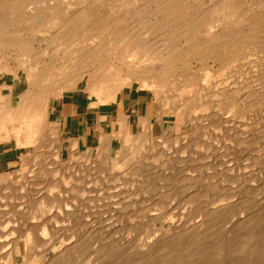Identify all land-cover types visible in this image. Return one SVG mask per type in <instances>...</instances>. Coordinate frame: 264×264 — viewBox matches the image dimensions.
I'll use <instances>...</instances> for the list:
<instances>
[{"label":"bare ground","instance_id":"1","mask_svg":"<svg viewBox=\"0 0 264 264\" xmlns=\"http://www.w3.org/2000/svg\"><path fill=\"white\" fill-rule=\"evenodd\" d=\"M59 1L56 0V3L54 2L55 4H52L53 0L51 4L49 2L42 1L45 7L38 8V6H36L34 8V4L30 0H0V74L6 75L12 73L17 75L21 74V72L25 73V86L16 96V98H14L13 95L14 87L12 85H0V139L14 138L17 143L21 145L23 143H21L23 139L28 142L25 143L26 146L28 144L35 151V146L36 144H38V142H36V138L41 135H44L45 137H48L49 135L52 136V133L54 131L52 130V128H50V111L52 108V103H56L59 98L66 95L77 94L78 96H82L84 93L89 92V97L92 98L91 105L96 107L115 102L118 99V96L125 89H134V87L136 86L139 89L143 88L154 92L159 99L162 94L165 93L166 96L169 97L168 101L166 99L162 100V110L159 112V114L157 113V116L155 115L151 117L137 118L138 131L135 134H131L130 131L126 128L124 122L120 121L122 130L120 136H116L112 131L107 134H101L100 144L97 147H93L92 149L87 148V151L90 150L88 153H95V155L101 154L103 156L102 159L106 158V160L104 161H102L101 159L100 160L102 161V163L107 162L112 171L113 169H116V167H125L126 165L131 164L135 169L138 170L137 171L134 169L135 173L139 172L138 174H140V176L143 175V177H145V175L147 174V178L151 179L153 174L152 176L150 175V178L148 176L149 174H151L150 167L148 168L149 170L145 168L146 166H149L145 165V163L147 164V161L151 159L150 157L153 156L154 158L155 156H157L158 161H161L159 158L163 157L159 156H164L163 154L166 150L162 152L160 148H163L162 146L165 143L171 142L172 144L175 142V140L178 141V139L183 141L181 139L182 136L180 137L181 134L178 135L176 132L177 125H174V123L168 119L167 115L185 113L186 122L193 123V128L202 130L201 128H206L208 125L206 124L207 126L205 127V124H200L199 121L201 120H199L198 118L199 113L197 114L196 112L201 110L205 111L203 102L206 101L205 103L207 105L208 100H214L215 106L218 105L216 107H218L222 113L226 112L225 114H247V112L249 111H253L252 113L256 111L258 112V114H262L261 111H264V69L261 70V67L259 66L260 63L258 64V66H256L261 71L257 69L255 65H253L255 66L254 70L256 68V71H258L256 72L253 71V67H250L251 69H246L245 66L248 63L245 61L247 63L245 65L243 64L245 69L242 67L244 72L239 73L241 67L237 70L236 67L234 68V64L232 61V63H229L227 61L225 62L226 64L224 62H222L223 64H221L217 61L218 63H220V66L222 65L220 67L221 72L217 71L213 73H220L217 74L218 76L216 77H224V80H222L223 82H221L218 79V82L220 83L217 85V87L222 86L223 88L217 90L216 94L215 92L214 94H212L213 92L211 90H213V87L210 86L211 82L209 83V80L207 82V79H210V76H207V78L206 76L202 75V73L209 72V70H206V67L208 66L206 65V67H203V69H205L201 70L204 71L201 74L198 73L199 70H195V66L197 64H201L203 62V65H205V62H208L210 59H212V53H210V55L207 52L206 45L208 43H212L213 40L217 38V35L213 33H217V30L221 27L220 23L233 19L235 16H237V11L240 8H243V10L239 12H244V7L247 6L249 1H251L249 3L250 5L264 6V0H195L198 2L194 3L192 1L194 4L190 2L191 0H144L143 4L141 6L139 5L138 7L136 6L137 4L132 3V1H126L124 4H121L120 2L119 4H113V2H108L109 0H76L75 2H77V6H73L75 8L71 11V6L67 8L68 3L66 4L67 7L60 6ZM206 1L209 2L207 3L209 4L208 6H205ZM63 2L62 4L65 5ZM75 2L73 3L75 4ZM41 5L43 4L41 3ZM103 7H105L106 10H102ZM251 25H253V23ZM249 33L251 32L249 31ZM38 34L42 36L40 37L41 39L38 38ZM255 35H257V37L251 36L245 39L243 38L241 41H236L233 45H239V49L241 51H245L246 49L248 50V48H253L250 52V55H253L254 57V55H258V51H261L259 48L264 47V30H262L259 36L256 33ZM203 38H209L207 43L202 40ZM106 40L107 42L105 43ZM260 53H262V51ZM260 53L259 55L260 57H263L264 63V51L262 54ZM246 54L247 53H244V55ZM244 55L243 61L245 58ZM255 61L256 59L252 60V62ZM252 64L249 63V65ZM158 65H162V69L164 71H166L167 68L172 70L178 69L182 74H179L180 78L172 77L173 75L171 74L168 75V77L164 80H158L157 82H149L143 79L141 80L140 77L133 78L131 76V72L137 71L144 73L145 67ZM249 65H247V67ZM210 66L212 65L209 64V67ZM218 66L216 67V70L217 68H219ZM216 70L214 69L213 71ZM212 75L211 77H213ZM242 75L244 76L243 79L245 78V76H249L250 79L247 81L245 78L244 80L246 82L240 81L242 79ZM216 79H213V81ZM82 83H85V86H80ZM7 88H9L8 90H10V92L8 94H5L4 91ZM172 93H176L178 99H175L176 94L175 96H173L174 94ZM186 106L187 108H185ZM214 107L212 106L210 108ZM256 112L254 114H257ZM189 113H191L190 116ZM195 113L197 114L198 119L196 118V116H194ZM246 114L245 116L247 117ZM191 115H193L194 117H192ZM220 116L221 115H219V117ZM225 118L223 117V119ZM155 120H158L159 123L161 121L164 124H160L163 129L162 132H165L163 134L164 136H166L164 137V140H166L167 142H163L164 144H162L160 141H157L162 140V136V138L160 139H157L154 136L155 134L153 133V126ZM235 120L233 119L234 123ZM227 122L230 123L231 121L229 122L228 120ZM258 122L259 120L257 121V123ZM219 123L217 122L216 124L219 126ZM257 123L254 121V125H256ZM260 126L263 127L261 129L262 131H264V124L260 122ZM220 127H223V124ZM199 130L195 131L197 132ZM192 131L194 132V130ZM250 132L248 134L249 137L247 136L245 138L248 142L244 140L246 144H254L256 143V139H258V133L254 135V133L252 132L254 135L252 136L250 135ZM58 133L60 135L61 131H59ZM22 134H24L23 137ZM192 134H194L192 138L194 139L195 137L196 139L195 133ZM53 136L51 138H53ZM56 137H54V139L56 138L57 148H54L57 149L55 153L56 158L58 159L62 154L64 144H62V141H60V136L57 135ZM221 137L222 136H220V139ZM189 138L190 137H188L187 140ZM115 139L118 140V147L116 157H113L111 149L113 146L112 143ZM199 139L197 140L198 143ZM234 139L233 141H235ZM41 140L42 139L40 138V141ZM190 141L191 140L186 141V143H189ZM193 142L194 141L190 143ZM182 143L181 146L183 145ZM186 143L184 144L185 146ZM184 145L183 147L185 148ZM191 145H189V147ZM208 146L207 148H209ZM262 146L264 148V145ZM67 149L69 150V159L66 161L64 160L60 163L58 162L59 160L54 163V160L56 159L52 160L53 158L51 159L52 155L50 154L47 157L49 158L50 156V159L53 163L48 164V162H45V164H42L40 168H35L36 162L34 161L35 163H33L32 161H29V159H27V161H29L27 163L29 164L26 171L27 173L24 176L29 175L30 177V175L34 174V178L37 177L40 179L42 178L43 181L45 180L43 189L39 188L40 191H38L37 189L36 193L29 194V197L24 198L23 195L16 196L17 193L15 194V192L19 190V192H21L22 194L23 188L24 190L27 189L25 191L31 189H34L35 191V187L41 183V180L39 181L40 183L38 185H35L32 183L33 180H30L34 179L33 176L30 179L29 177L20 178V176H17L18 178L14 180L12 177L3 178V175H1L2 177L0 176V185L4 184L3 186H5V188L0 189V264H19L16 253V244L18 243L21 244L22 250L24 252L28 250L30 252L29 256H31V260L25 258L22 264H264V197H259V195L264 194H260V191H264V183L253 180L254 177L264 172V157H262V159L257 157V159L259 158L258 162H254L259 165L258 166L255 164L257 168L260 169L250 172V175L248 174L249 177L242 180V184L240 182V186L237 185L236 182L238 177L235 178L236 180H234V178L230 179L228 177H220V184L222 182L229 184V189L227 188L229 192H225L227 194L224 195H218V204H216V202L211 203L212 207L206 210L205 215H203L205 216L204 218L196 221L195 224L190 221L193 225L189 226L188 224L189 228L187 227L188 229L186 230L184 229L183 231H180L178 230L179 228H176L179 233L175 234L177 235V237L175 238L171 237L168 238L170 240H160L158 239V236L154 240L152 239L153 241H151L150 247H146L147 253L143 255V253L146 252L145 249L144 252L142 251L143 253H140L142 254V256L138 254L139 257L137 256L138 258H136V260H131L130 258H134V256L130 257L128 253L132 248V246L130 245L132 243V239L130 240L131 237L129 236L130 238H128L127 234L128 231L130 233V230H132L130 228L132 223H130V226L128 225L130 228V230H128L129 228L127 227V225H125V222L127 224V221H130L132 219V216L127 217L128 215L126 216V214H124L125 216H123L122 210H124V208H127L128 205L131 206L132 204H135L136 207H138L137 205H139L140 203L142 205L147 199H150L151 197L147 196L148 198L145 200V195H152L153 192H157L158 194L160 191H162V184H172V188L175 187L174 190L177 189L178 191H180V193H187V195L191 199L198 197L201 193H198L196 195L198 191L192 192L195 189V184H197L198 182L196 179L197 177L194 178L193 174L190 173L192 172L191 170H178L176 167L183 162V164H187L190 161L188 159L193 158L195 160L196 157H192L190 153L189 155H187V157H183L184 155L182 156V152H180L183 148L180 149L179 147V150L176 148V152H173L174 155L173 153H171L172 155H169L170 157L168 159H164V161L167 160L166 164H169L167 167L168 169L165 168V170L167 169L168 172L166 173L165 171V174H163L162 170H159L160 166L159 168L156 167V171L158 173L159 171H161V174H163L164 176H158L156 174V178H153L154 180H150L152 183H148L145 188H143L144 186L141 187L143 188V190L141 191L142 193L139 191H135L137 192V194L141 193L138 195L140 196L138 198L142 200L138 199L139 202L136 201L135 203L130 201L132 200L130 196L124 198L122 197L120 198L121 200L119 199L116 203H114V209H111L109 207L110 204H108V206L106 205L107 202H105V204L103 205L109 207L108 211L111 209L113 212H115L113 214V217L115 218L114 226H116V224L117 226H119L118 223H121L119 228L116 226L115 229H112L111 231L109 230V233L107 232L108 234H106V236L103 232L105 228L101 230L102 232L100 231L95 234L98 229H94L96 226L93 225L95 223V217H93L94 213L92 212L94 211H92V215L89 214V217H91V222L89 223L88 221V224L83 228L80 226L82 228V231L83 229L85 231L87 227H90V229H92H89V231L87 230V232L91 231L92 236L90 238V235H87V232L79 234V231L75 230L76 228L74 226L77 222L80 221V218H78L79 215H77L79 213L73 211V208H75L76 210L78 205L80 204L78 202L79 198L77 199L75 197L81 196V194L83 195V190L88 191L89 189L95 188V181L90 180V182H87L83 180L84 183L87 182L86 186L79 187V184L78 188H80L81 190H79L78 188L76 189L78 185L76 184L78 182L77 178L79 177L80 179V176H83L84 173L83 171L80 172L79 168L81 169L86 165L78 164L75 166V168L74 166H72V164H69L71 163V161L74 162L79 159H82L81 162H85L83 161L84 152L82 153V150H79L77 148L76 140L72 141ZM190 149H187L188 152ZM177 150L179 151V153L177 152ZM245 150L243 151L245 152ZM74 151H76V153H73ZM244 152L241 153L244 154ZM31 154L33 156L29 155V157L33 159L34 154ZM177 154H179V156ZM87 155L88 154L86 153V156ZM248 155H250V153ZM89 156L90 158L88 160L91 162H88V166L93 170V166H95L96 164H94V159L92 158L93 155L90 154L88 155V157ZM245 157H247L246 152ZM46 158H44V160ZM51 160L49 162H51ZM100 160H98L99 163H101ZM154 160L155 158L152 161L154 162ZM96 162L97 161H95V163ZM148 162H150V160ZM24 163L25 162H23V164ZM162 163L163 162H161V164ZM249 164L250 166H252L251 163ZM68 165L71 166L72 169L71 167H68ZM73 167L77 171L73 170ZM129 167L132 168V166L130 165ZM236 167L237 166H235V168ZM152 169L151 172L153 171ZM155 169L153 172H155ZM60 172H62V175L60 174L62 177H60L58 180H55L54 176ZM68 172L76 174H71L72 176H74V178H76L75 176H77V180L74 179L75 181H77L75 182L76 185H73L76 186V191L74 190V193L72 192V190H69L70 186L66 187L68 184L66 185L65 181L69 180V177H71L69 176L68 179L66 178L67 180L64 179V175L68 174ZM132 172L134 171L132 170ZM132 172L130 171L129 174H131ZM245 175H247V173ZM58 176L59 175H57L56 178H58ZM122 176L120 178H122ZM37 178H35L34 180H36ZM199 181H201V179ZM201 187L204 188L203 186ZM125 188H123V190ZM220 189L225 190L223 188ZM146 190L148 191L146 192L147 194L143 195V191L145 192ZM216 190H218V188H216ZM239 191H241L242 196H240V193L238 194ZM124 193L127 194V192ZM10 194H14V196L9 197ZM164 194L166 193L164 192ZM72 195H74L75 197H73ZM107 196L110 195L108 194ZM172 196L173 195H170V198ZM202 196L203 195L201 194V197ZM235 196H237L238 199ZM233 198L236 199L234 200ZM15 200L16 202H14ZM101 200L105 201L102 198ZM187 200H185V202ZM12 201L17 204L18 202L20 203L18 205L16 204L17 206H14ZM102 201L101 203H103ZM150 201L151 200H148L151 205H154V201ZM92 202L95 203L94 197L91 199L90 203ZM161 202L159 200L158 203ZM84 204L89 205V207H86L91 210L89 200L87 204L86 202L82 203V206ZM103 205H99V207L102 208ZM158 206L160 208V205ZM206 207L208 208V206ZM92 208L94 207L92 206ZM158 213H160V210L158 211ZM154 215L159 216V214ZM164 216L166 215L164 214ZM162 217L153 216L151 218L152 221L148 220L150 218L146 220H148L149 223L152 222L155 224V222L160 221V219L162 220ZM133 218L135 219L134 216ZM170 218L168 217L169 220ZM189 218L190 217H188V219ZM173 220L175 221L174 218ZM148 221L146 222L147 225L144 223L146 227L149 225ZM187 221L188 220H186V223ZM220 224L224 225L225 227L227 225V228L225 229L227 233L225 231L221 232L222 229L220 227ZM96 225L98 227V224ZM152 225L153 224H151L150 227H152ZM133 227H135V225H133ZM181 227L182 226H180V228ZM135 228H138L136 229L138 231L139 229H142L140 225L136 226ZM136 230L132 231L135 232ZM145 230L146 229H144V231ZM93 231L95 232L93 233ZM138 231H136L137 234ZM139 232L141 233V231ZM160 232H162V229ZM118 235L120 237L117 240H115V238L113 239V237H117ZM88 237L90 238V241ZM92 237H94L95 240ZM108 238H112L113 240H108ZM135 239L136 238H134L133 240L135 241ZM143 239L145 238L143 237ZM131 253L130 255H132Z\"/></svg>","mask_w":264,"mask_h":264},{"label":"rangeland","instance_id":"2","mask_svg":"<svg viewBox=\"0 0 264 264\" xmlns=\"http://www.w3.org/2000/svg\"><path fill=\"white\" fill-rule=\"evenodd\" d=\"M31 2H33V4H34V8L36 7V6H38V8L39 7H45L44 6V1L45 2H49L50 4H51V2H52V0H50V1H47V0H30ZM57 1H59V0H57ZM70 3H69V2ZM64 0V2H63V0H60L59 2H60V6H65V7H67V8H69V6H71L72 8H70V11L71 10H74V8L77 6V2H75L76 0H72V1H70V0ZM78 1V0H77ZM128 2V1H132V3H134V4H137L136 6L138 7L139 5L141 6L142 4H143V2H144V0L142 1V0H109L108 2H113V4L114 3H116V4H119V2L121 3V4H124L125 2ZM135 1H136V3H135ZM147 1V0H146ZM194 3H197L198 1H195V0H191L190 2L192 3V4H194ZM56 3V0L54 1L53 0V2H52V4L53 3ZM62 2L65 4V5H63L62 4ZM73 2H75V4L73 3ZM140 2H142V3H140ZM251 1H249L248 2V4H247V6H245L244 7V9H245V11L244 12H239V11H241V10H243V8H240L238 11H237V16H235L233 19H231V20H228V21H225V22H221L220 23V25H221V27L217 30V33H213V34H216L217 35V38H219V39H215V40H213V42L212 43H208L207 45H206V50H207V52L210 54V53H212V59H210L208 62H205V65H203L204 63L202 62L201 64H197L196 66H195V70H199V72L198 73H202V72H204V71H201L202 69H203V67H206V65L208 66V67H206V70H209V72H205L206 73V75H205V73H202V75L203 76H210L209 78L210 79H207V82H208V80H209V83L211 82V84H210V86L211 87H213V90H211L213 93L212 94H214V92H215V94H216V91L217 90H220V88H223L222 86L221 87H217V85L220 83V82H218V79L221 81V82H223L222 80H224V77H220V78H217L216 76H218L217 74H220V73H213V72H217V71H219V72H221V70H220V67L222 66H220V63L221 64H223L222 62H229V63H232L233 62V64H234V68L236 67V69L238 70V68H240L241 67V70L239 71V73H243L244 71H243V69H242V67L245 69V67H246V69L247 68H250V67H253V71H256V68L257 69H259L257 66H258V64H259V66L261 67V70H263L264 69V63H263V57H262V59H261V57H260V55H259V53L262 51V53H263V51H264V49H262V48H264V47H260L259 49L261 50L260 52L258 51V55H254V57H253V55H250V52L252 51V49L253 48H248V50L246 49L245 51L244 50H240L239 49V45H233L236 41H241L243 38L245 39V38H247V37H257V35H255V33L256 34H258V36H259V34L262 32V30H264V6H253V5H250L249 3H250ZM41 3L43 4V5H41ZM49 3H47V4H49ZM54 3V4H55ZM68 3V5L66 6V4ZM110 3V4H111ZM139 3V4H138ZM147 3V2H146ZM145 3V4H146ZM207 3H209L208 1H206V3H205V6H208L209 4H207ZM71 4V5H70ZM147 5V4H146ZM33 6V5H32ZM31 6V7H32ZM50 6V5H49ZM73 6H75V7H73ZM102 10H106V8L105 7H103L102 8ZM253 11V12H252ZM239 18H241V19H239ZM250 18V19H249ZM253 23V25H251ZM249 25V26H248ZM247 27V28H246ZM262 30H261V29ZM221 29V30H220ZM223 30V31H222ZM249 31L251 32V33H254V34H251V33H249ZM226 32H228V33H226ZM233 32H234V34H233ZM240 32V33H239ZM26 33V32H25ZM238 33V34H237ZM244 33H245V35H244ZM230 34V35H229ZM239 34H240V36H239ZM243 35V36H242ZM40 37H42L41 35H39L38 34V38L39 39H41ZM232 39V40H231ZM204 42H206L207 43V41L209 40V38H203L202 39ZM107 42V40L105 41V43ZM227 42V43H226ZM247 47H249V46H247ZM213 49V50H212ZM251 49V50H250ZM210 50V51H209ZM249 52V53H248ZM244 53H247L246 55H244ZM262 53H260V54H262ZM264 54V53H263ZM214 55V56H213ZM216 55V56H215ZM238 55V56H237ZM240 55H242V56H240ZM243 55H244V61H243ZM247 56H249V57H247ZM236 57H237V59H236ZM240 57V58H239ZM247 57V58H246ZM253 57V58H252ZM256 57V58H255ZM260 57V58H259ZM236 60H235V59ZM242 58V59H241ZM259 58V59H258ZM255 60L256 59V61L255 62H252V60ZM260 60V61H258V60ZM213 60V61H212ZM214 60H216V61H214ZM224 60H226V61H224ZM242 60V61H241ZM212 61V62H211ZM220 62V63H218V62ZM232 61V62H231ZM248 63H246V62ZM215 62V63H214ZM239 64H238V63ZM257 62V63H256ZM218 63V64H217ZM249 63L250 64H252V63H255V64H252V65H249ZM209 64H211L213 67H214V69L216 70V67L218 66L219 68H217V70L216 71H213L214 69H213V67L212 66H210L209 67ZM226 64V63H225ZM243 64L245 65V64H247V65H249L248 67H247V65L244 67L243 66ZM203 65V66H202ZM238 65V66H237ZM242 65V66H241ZM253 65H257L256 66V68H255V70H254V67L255 66H253ZM263 66V67H262ZM208 68V69H207ZM205 69V68H204ZM203 69V70H204ZM219 69V70H218ZM251 69V68H250ZM183 70V69H182ZM260 70V69H259ZM260 70V71H261ZM211 71V72H210ZM242 71V72H241ZM256 72H258V71H256ZM263 72H264V70H263ZM173 75L172 77H176V78H180V76H179V74H182L181 73V71H179L178 69L176 70H172V69H168L167 68V70L166 71H164L163 69H162V65H158V66H147V67H145V72L144 73H142V72H137V71H135V72H131V76L133 77V78H137V77H140V79L142 80H145V81H149V82H151V81H158V80H164L165 78H167L168 77V75ZM208 74V75H207ZM213 74V75H212ZM211 75L213 76V77H211ZM0 85H2V84H4V85H12L13 87H14V89H13V95H14V98H16V96L21 92V90L23 89V87L25 86V84H24V76H25V73L24 72H21V74H17V75H15V74H12V73H9V74H6V75H2V74H0ZM205 77V78H206ZM207 77V78H208ZM242 77V79L240 80V81H243V82H246L244 79L246 78V80L248 81L249 79H250V77L249 76H245V78L243 79V75L241 76ZM216 79L217 80V82H216V80H214L213 81V79ZM210 80H212V81H210ZM214 82H215V84H214ZM208 83V84H209ZM259 84V83H258ZM15 85V86H14ZM214 85H216V86H214ZM80 86H85V83H82ZM137 87V86H136ZM136 87H134V89H125L124 91H130V90H140V92H142V93H145V94H148L149 95V97H150V100L152 101V100H154L155 101V103H154V109H155V111H156V116L159 114V112L162 110L161 108H162V106L161 105H163V101L162 100H167L168 101V98L169 97H167L166 96V94L164 93V94H162V96L160 97V99L155 95V93L154 92H152V91H150V90H148V89H143V88H141V89H139L138 87H137V89H136ZM215 87V88H214ZM9 88H7V89H5V91H4V93L5 94H8L9 92H10V90H8ZM172 94H174V93H172ZM176 94V93H175ZM175 94L173 95V96H175ZM83 97H84V100H86V101H88V102H92V98L91 97H89V92H86V93H84L83 95H82ZM170 96H172V95H170ZM72 97H78V95L77 94H75L74 96L72 95V94H70V95H66V96H63V97H61V98H59L57 101H56V103H52V108H51V111H50V128H52V130H54L53 131V133H52V136H53V138H51L52 136L51 135H49L48 137L46 136H38L36 139V142H38V144H36V146H35V151L31 148V146H29L28 144H27V146H26V144L25 143H28V142H26L25 140H23L22 139V141H21V143H22V145L21 144H19V143H17V141L15 140V139H11L19 148H20V151H21V155H20V158L21 159H19V162H18V164H17V168L15 169V171L13 172V173H11L10 175H7V176H5V175H3L4 177L3 178H5V177H9V178H13V180L14 179H17L19 176H20V178L21 177H29V175H26V176H24L27 172V169H28V164L29 163H27V162H29V161H32L33 163H35V168H40L41 167V165L42 164H45V162L47 163L48 162V164H51V163H53L52 162V160H54V159H56V160H54V163L56 162V161H58L59 163L60 162H63L64 160L66 161V160H68L69 159V150L67 149L68 147H69V145H67L66 146V143H65V141H64V137L62 136V134H60L59 135V131H61V129L58 127V123H56L55 122V115H54V107L59 103V102H61V101H66V100H71V99H73ZM174 98V97H173ZM175 99H178L177 98V94H176V97H175ZM170 101V100H169ZM206 102V101H205ZM205 102H203V105H204V108H205V111H203V110H201V109H203V108H201L200 110L202 111H198V112H196L197 114H198V118H199V120H201V121H199L200 122V124H205V127L206 128H201L202 130H199V129H195V128H193V123H187L186 122V116H185V113H180V114H174V115H167V117H168V119L169 120H171V122H173L174 123V125H177V127H176V132H177V134L178 135H180V137H181V139L183 140V141H181L180 139H178V141L177 140H175V142L174 143H172L171 144V142H167L166 140H164V137H166V136H164V134L163 133H165V132H162L160 135H154L155 136V138H157V139H160V138H162V140H157V141H160L162 144H164L163 142H167V143H165L162 147L163 148H160V150H162V152H164V150H166L165 152H164V156H159V157H163V158H159L161 161H158V157L157 156H155L154 158H155V160H154V162L152 161L154 158H153V156L152 157H150L151 159H149L150 160V162H148L147 161V164L145 163V165H149V166H146L145 168H149L150 167V173L151 174H149L148 176H149V178L152 176V174H153V176L151 177V179H148L147 178V174L145 175V177H143V175H141L140 176V174H138L137 172L135 173V170H137V169H135L134 168V166L133 165H131V164H129L130 166H132V168L131 167H129V165H126L125 167L124 166H121V167H116V169H113V171H112V169L110 168V166L108 165V163L107 162H105V163H102V161H104V160H106V158H103L102 159V155L101 154H96L95 155V153H88L90 150H84V151H81L82 153L84 152V160L83 161H85V162H81L82 161V159L80 160L79 158V160H76V161H71V163L69 164V165H71L72 164V166H76V165H86L85 167L83 166V168H79V171L80 172H84L83 173V176L81 175H78V176H80L81 178L79 179V177L77 178V176H75L77 179H78V182L77 181H75V180H77L76 178H74V176H72V175H76V174H74V173H71V172H68V174H65L64 175V179H68V177L69 176H71V177H69V180H67V181H65V183H66V187H69L70 186V188H69V190H72V192L74 193V190L76 191V189L78 188V186H79V184H80V186L79 187H85L86 186V183L87 182H90V180H93V181H95V185H96V187L95 188H93V189H89L88 191H86V190H83V195L81 194V196H74V195H72L73 197H75V198H79L78 199V202L80 203L79 205H78V207H77V209L75 210V208H73V211H75V212H77V213H79V214H77V215H79L78 216V218H80V221L79 222H77L76 224H75V230H77V231H79V234H81V233H83V232H87V230L89 231V229H90V227L88 228H86L85 229V231H84V229H83V231H82V228L85 226V225H87L88 224V221H89V223L91 222V217H89V214H91V212L92 211H94V212H92V213H94V216L93 217H95V223L93 224L94 226H96L94 229H98L97 231H96V233L95 234H97L98 232H100L101 230H103L104 228V230H103V232L105 233V236H106V234H108L109 233V230L111 231L112 229H115L116 228V226H117V224H116V226H114L115 224V218L113 217L114 215V213L115 212H113L111 209L113 208L114 209V203H116L120 198H124V197H128V196H130L131 197V199L133 200H130L131 202H135L136 203V201H138L139 202V200H142V199H139L138 197H140V196H138L139 194H141L142 192V190H143V188H145V186H147L148 185V183H150L151 181L150 180H154L155 178H156V176L158 175V176H162L163 174H165V171H166V173L168 172L167 171V167H168V165L169 164H166L167 162V160H165L164 161V159H168L170 156L169 155H172L171 153H173V152H176L175 150H176V148L179 150V147H180V149L181 148H183V149H181V151L180 152H182V156L183 157H187V155H189V153H190V155H192V157H196L195 158V160L193 159H188V160H190L187 164H183V163H181V164H179V165H175L176 167H177V169L178 170H181V169H183V170H191L192 172H190L191 174H193V176H194V178H196L197 179V181L199 182V183H201V184H199L197 181V184H195L196 186H195V189H194V191H192V192H197L196 193V195L199 193H201L203 196L201 197V194L198 196V197H196V198H194V199H191V198H189V196L187 195V193H180V191H178L177 189H175L174 190V188H172V184L170 185V184H162V187H163V189H162V191H160L158 194H157V192L156 193H152V195L150 194V195H148L146 192H148L147 190L144 192L143 191V195H145V194H147V195H145V200L149 197V196H151L150 197V199H147L146 201H145V203H143L142 205H141V203L139 204V205H137L138 207H136V205L135 204H132L131 206H129L128 204V207H129V209H128V207L127 208H124V210H122L123 211V216H125L124 214H126V216L127 217H129V216H132V219L130 220V221H127V224H126V222H125V225H127V227L129 228V226H130V223H132V225L130 226V228L132 229V230H136V229H138V228H135L136 226H138V225H140L141 226V230L139 229V231H141V233L138 231V230H136V231H138V234H137V232L135 231V232H133L132 230H130V228L128 229V230H130V233H129V231H128V238H130V240L132 239V243L130 244L131 246H132V248H131V250L129 251V253H128V255L130 256V257H133L134 256V258H130L131 260H136V258H138L139 257V255L140 256H142V254H140V253H143L144 251H145V249H146V247L147 246H149L150 247V244H151V241H153L155 238H157L158 236H159V238L158 239H166V240H170V239H168V238H171V237H177V235H175L176 233H179V231L178 230H180V231H183L184 229L186 230V229H188L189 228V226H191V225H193V224H195L196 223V221H199L200 219H202V218H204L205 216H203V215H205V212H206V210L207 209H209V208H211L212 207V204L211 203H215L216 202V204H218V195H220V194H222V195H224V194H227L229 191L227 190V188L229 187V184L228 183H225V182H222L221 184L219 183V182H221L220 180H221V178L220 177H223V178H234V180H236L235 178H237L238 177V179L236 180V182H237V185H241L242 184V180H244L245 178L247 179L248 177H249V175H250V172H253V171H255V170H258V169H260V168H257V166L256 165H258V164H256L255 162H258V160H259V158H261L262 159V157H264V148H263V146L262 145H264V137H262V136H264L263 134H264V131H262V129L261 128H263L262 126H260V122L261 123H263L264 124V117H263V115H264V111H261V113L262 114H258V112H256V111H254V113L256 112L257 114H254V113H252L251 111H249V112H247V117L245 116V114L244 113H242V114H236V113H234V114H229V113H227V114H225L226 112H224V113H222L220 110H219V108L218 107H216V106H218V105H216L215 106V101L214 100H208L207 101V105H206V103ZM211 104H210V103ZM209 103V104H208ZM159 104V105H158ZM178 104H179V102H178ZM177 104V105H178ZM206 105V106H205ZM214 107V108H210V107H212V106ZM160 108V109H159ZM185 108H187V106L185 107ZM211 111V112H210ZM216 111V112H215ZM219 111H220V113H219ZM251 112V113H250ZM158 113V114H157ZM195 113V115L194 116H196V118H197V114ZM205 113H206V116H205ZM210 113V114H209ZM231 113V112H230ZM190 114L191 113H189V116H190ZM203 114V115H202ZM213 114V115H212ZM224 114V115H223ZM253 114V115H252ZM201 115H202V117H201ZM209 115V116H208ZM211 115V116H210ZM216 115V116H215ZM219 115H221L220 117H219ZM222 115H223V117L225 118V117H227V118H231V120H230V118L229 119H227V118H225V119H223V117H222ZM256 115V116H255ZM258 115H259V119H258ZM192 117H194L193 115H191ZM236 116V117H235ZM239 116V117H238ZM219 117V118H218ZM254 117V118H253ZM257 117V118H256ZM197 118V119H198ZM217 118V119H216ZM223 120H222V119ZM235 118H236V120H235ZM237 118H239V119H237ZM262 118H263V121H262ZM221 119V120H220ZM233 119L235 120V123L233 122ZM248 119V120H247ZM258 119L259 120V122L257 123V121L256 120ZM213 120V121H212ZM229 120V122L230 123H228L227 121ZM257 123L256 125H254V121ZM261 120V121H260ZM204 121H206V122H204ZM216 121V122H215ZM223 121V122H222ZM243 121V122H242ZM219 123V126L216 124V123ZM222 122V123H221ZM224 122H226V123H224ZM248 122V123H247ZM253 122V123H252ZM211 123V124H210ZM247 125H246V124ZM250 123V124H249ZM160 124H162V125H164L163 124V122H161L160 121ZM207 124V125H206ZM221 124V125H220ZM222 124H223V127H220V126H222ZM237 124V125H236ZM244 124V125H243ZM259 124V125H258ZM235 125V126H234ZM241 125V126H240ZM226 126V127H225ZM229 126V127H228ZM233 126H234V128H233ZM166 127V126H165ZM218 129H217V128ZM229 129H228V128ZM231 127V128H230ZM237 127V128H236ZM233 128V129H232ZM169 129V128H168ZM171 129V128H170ZM224 129V130H223ZM231 129V130H230ZM163 130V129H162ZM192 130H194V132L192 131ZM195 130H199V131H195ZM209 130V131H208ZM214 130V131H213ZM258 130V131H257ZM261 130V131H260ZM264 130V129H263ZM138 131V128L136 127V129H135V131L134 132H132V131H130V133L131 134H135L136 132ZM200 131H201V133H200ZM232 131H234V132H232ZM236 131V132H235ZM239 131V132H238ZM250 131H252L253 133H254V135L256 134V133H258L257 135H258V139H256V143H254L255 144V146H254V144H250V143H247L246 144V142H248L247 141V139H245L247 136L249 137V132ZM52 132V131H51ZM190 132V133H189ZM203 132V133H202ZM243 132H246V133H243ZM252 132H250L251 134L250 135H252V136H254L253 135V133ZM58 133V134H57ZM192 133H195V136H196V139H197V136L198 135H200L201 136V138H200V136H198V139H199V143L197 142V140L195 139V137H194V139L192 138V136H194V134H192ZM197 133V134H196ZM224 133V134H223ZM230 133V134H229ZM234 133V134H233ZM236 133V134H235ZM185 134H186V136H185ZM188 134V135H187ZM211 134V135H210ZM220 134V135H219ZM223 134V135H222ZM239 134V135H238ZM242 134V135H241ZM260 134V135H259ZM262 134V135H261ZM60 136V141H62V144H64V147H63V150H62V154H61V156H59V158L57 159L56 158V151H57V149H55L54 147H56L57 146V142H56V136ZM185 136V138H184V136ZM232 135V136H231ZM24 136V134H22V137ZM162 136V137H161ZM202 136H203V138H202ZM205 136V137H204ZM207 136V137H206ZM212 136V137H211ZM220 136H222L221 137V139H220ZM225 136V137H224ZM227 136V137H226ZM251 136V137H252ZM54 137H56L55 139H54ZM188 137H190L188 140H187V138ZM232 137V138H231ZM250 137V138H251ZM262 137V138H261ZM40 138L42 139L41 141H40ZM46 138H48V139H46ZM215 138V139H214ZM235 138V139H234ZM240 138V139H239ZM52 139H53V141H52ZM63 139V140H62ZM228 139V140H227ZM232 139V140H231ZM233 139L235 140V141H233ZM260 139V140H259ZM5 140H10V139H5ZM39 140V141H38ZM43 140H45V141H43ZM49 140V141H48ZM164 140V141H163ZM181 142H180V141ZM189 140H191L190 142H192V141H194L193 143H186V141H189ZM223 140V141H222ZM243 140V141H242ZM244 140L246 141V142H244ZM43 141V142H42ZM184 141H185V143H186V146L184 145L185 143H184ZM209 141V142H208ZM42 142V143H41ZM45 142V143H44ZM159 142V143H160ZM183 142V143H182ZM211 142V143H210ZM214 142V143H213ZM237 144H236V143ZM240 142V143H239ZM56 143V144H55ZM181 143L185 146V148L183 147V145L181 146ZM25 146H24V145ZM191 145L190 147H191V149H190V147H189V145ZM194 144V145H193ZM203 144V145H202ZM209 146H208V145ZM48 145V146H47ZM172 145H174V146H172ZM196 145V146H195ZM230 145V146H229ZM232 145V146H231ZM252 145V146H251ZM262 146V147H260V146ZM24 146V147H23ZM45 146V147H44ZM188 146V147H187ZM207 146L209 147V148H207ZM226 146V147H225ZM229 146V147H228ZM37 147V148H36ZM66 147V148H65ZM117 147H118V141H115L114 142V144H113V149H111V153H112V156L114 157H116V153H117ZM165 147V148H164ZM169 147V148H168ZM201 147V148H200ZM221 147V148H220ZM253 147V148H252ZM49 148H51V149H49ZM57 148V147H56ZM193 148H194V150H193ZM230 148V149H229ZM236 148V149H235ZM249 148V149H248ZM263 148V149H262ZM185 149V150H184ZM187 149H190L189 150V152H188V150ZM195 149H197V150H195ZM213 149V150H212ZM245 150V152H246V156L247 157H245V152L243 151V150ZM260 149H262V150H260ZM66 150H68V151H66ZM177 150V152L179 153V151ZM210 150V151H209ZM224 150H225V152H224ZM232 150V151H231ZM186 151V152H185ZM217 151V152H216ZM233 151H235V152H233ZM249 151V152H248ZM43 152V153H42ZM49 152V153H48ZM54 152V153H53ZM157 152V151H156ZM195 154H194V153ZM240 152V153H239ZM241 152H244V154H242ZM252 152V153H251ZM30 153V154H29ZM31 153H33L34 154V157H33V159H31V157H29V155H31V156H33ZM53 153V154H52ZM73 153H76V151H74ZM86 153L88 154V155H93V159H94V164H96L95 166H93V170H92V168L90 167L89 168V166H88V162H91V161H89L88 159L90 158V156L88 157V155L86 156ZM165 153H166V155H165ZM169 153V154H168ZM183 153H185V154H183ZM188 153V154H187ZM198 153V154H197ZM203 153V154H202ZM213 153V154H212ZM227 153V154H226ZM229 153H231V154H233V155H231V154H229ZM238 153V154H237ZM250 153V155H248ZM259 153V154H258ZM52 155L51 156V159H50V156H49V158L47 157L48 155ZM197 154V155H196ZM205 154V155H204ZM220 154V155H219ZM241 154V155H240ZM258 154V155H257ZM99 155H101V156H99ZM173 155H174V153H173ZM178 156H179V154H177ZM180 155V156H181ZM208 155V156H207ZM210 155V156H209ZM225 155V156H224ZM236 155V156H235ZM243 155V156H242ZM261 155V156H260ZM198 156V157H197ZM200 156H201V158H200ZM251 156V157H250ZM253 156V157H252ZM37 157H39V158H37ZM47 157V158H46ZM55 157V158H54ZM80 157V156H79ZM87 157V158H86ZM202 157H203V159H202ZM234 157V158H233ZM236 157V158H235ZM244 157V158H243ZM255 157H256V159H257V157H259L257 160L255 159ZM42 158V159H41ZM44 158H46L45 160H44ZM85 158H86V160H85ZM98 158V159H97ZM198 158V159H197ZM241 158V159H240ZM246 158V159H245ZM27 159H29V161H27ZM35 159V160H34ZM97 159V160H96ZM102 161H101V160ZM163 159V160H162ZM197 159V160H196ZM202 159V160H201ZM236 159H239V160H236ZM245 159V160H244ZM253 159V160H252ZM255 159V160H254ZM260 159V160H261ZM26 160V161H25ZM44 160V161H43ZM51 160V162H49ZM98 160H100V162L101 163H99L98 162ZM35 161V162H34ZM79 161V162H78ZM87 161V162H86ZM95 161H97L96 163H95ZM181 161V160H180ZM228 161V162H227ZM233 161V162H232ZM241 161V162H240ZM255 161V162H254ZM23 162H25L24 164H23ZM32 162H31V164H32ZM57 162V163H58ZM161 162H163L162 164H163V166H162V164H161ZM165 162V163H164ZM210 162V163H209ZM219 162V163H218ZM40 163V164H39ZM81 163V164H80ZM87 163V164H86ZM149 163V164H148ZM207 163V164H206ZM244 163V164H243ZM249 163H251V165L252 166H250V164ZM26 164V165H25ZM75 164V165H74ZM150 164H151V166H150ZM164 164H165V166H164ZM217 164V165H216ZM240 164V165H239ZM249 164V165H248ZM256 164V165H255ZM39 165V166H38ZM68 165V167H71V166H69ZM99 165V166H98ZM118 165V164H117ZM154 165H155V167H154ZM157 165V166H156ZM188 165V166H187ZM214 165V166H213ZM224 165V166H223ZM234 165V166H233ZM102 166V167H101ZM105 166V167H104ZM159 166H160V168H159ZM161 166H162V168H161ZM203 166V167H202ZM235 166H237L236 168H235ZM240 166V167H239ZM245 166V167H244ZM249 166V167H248ZM259 166V165H258ZM73 167V170H75V168ZM156 167H158L159 168V170L161 169L162 170V173L163 174H161V171H159V173L156 171ZM175 167V168H176ZM183 167V168H182ZM199 167V168H198ZM247 167V168H246ZM89 168V169H88ZM95 168V169H94ZM122 168V169H121ZM152 168H154L155 169V172H153L154 171V169H152ZM165 168H167L166 170H165ZM194 168V169H193ZM196 168V169H195ZM230 168H232V169H230ZM242 168H243V170H242ZM257 168V169H256ZM26 169V170H25ZM71 169H72V167H71ZM110 169V170H109ZM120 169V170H119ZM135 169V170H134ZM151 169L153 170L152 172H151ZM232 170V171H230V170ZM245 169V170H244ZM25 170V171H24ZM125 170H128V171H125ZM132 170L134 171V172H132ZM149 170V169H148ZM163 170H164V172H163ZM75 171H77V170H75ZM110 171V172H109ZM132 172L131 174H129V172ZM138 171V170H137ZM223 171V172H222ZM235 171V172H234ZM79 172V173H80ZM85 172H86V174H85ZM240 172H242V173H240ZM257 172V171H256ZM127 173V174H126ZM134 173V174H133ZM155 173V174H154ZM206 175H205V174ZM223 173H225V174H223ZM247 173V175H245ZM17 174V175H16ZM62 175V172H60V173H58L57 175H59L58 176V178H56L57 177V175H55L54 176V179L55 180H58L60 177H62L61 175ZM72 174V175H71ZM122 174H123V176H122ZM157 174V175H156ZM219 176H218V175ZM249 174V175H248ZM252 174V173H251ZM21 175H23V176H21ZM119 175V176H118ZM128 175H129V177H128ZM139 175V176H138ZM151 175V176H150ZM156 175V176H155ZM209 175V176H208ZM215 175V176H214ZM223 175V176H222ZM232 175V176H231ZM264 172L263 173H261L260 175H257L256 177H254L253 178V180H255V181H258V182H261V183H264ZM18 176V177H17ZM32 176H33V178H34V174H32V175H30V177H29V179L30 178H32ZM66 176V177H65ZM87 176V177H86ZM113 176V177H112ZM122 176V178H120ZM130 176H133V177H130ZM138 176V177H137ZM164 176V175H163ZM202 176V177H201ZM231 176V177H230ZM236 176V177H235ZM2 177V176H1ZM86 177V178H85ZM117 177V178H116ZM141 177V178H140ZM145 178V179H143V178ZM175 177H176V174H175ZM199 177V178H198ZM211 177V178H210ZM19 178V179H20ZM35 178H37V177H35ZM34 178V179H35ZM120 178V179H119ZM126 178H127V181H126ZM130 178V179H129ZM137 178V179H136ZM147 178V179H146ZM154 178V179H153ZM177 178H178V176H177ZM23 179V178H22ZM34 179H30V180H33V184H35V185H38L40 182V180H41V183L38 185V186H36L35 187V191H34V189H31V190H28V191H25V190H27V189H25L24 190V188H23V193L21 194V192H19V190L17 191V192H15V194L17 193V195L16 196H22L23 195V197L24 198H26V197H29V194H35L36 193V191H37V189H38V191H40V189H43V186L45 185V180L43 181L42 180V178L40 179V178H37L36 180H34ZM44 179V178H43ZM46 179V178H45ZM48 179V178H47ZM75 179V180H74ZM82 179V180H81ZM88 179V180H87ZM124 179H125V181H124ZM129 179V180H128ZM132 179V180H131ZM201 179V181H199V180ZM83 180H85V181H87V182H83ZM136 180V181H135ZM149 180V181H148ZM211 181V183H210V181ZM217 180V181H216ZM261 180V181H260ZM123 181H124V183H123ZM147 181V182H146ZM35 182V183H34ZM42 182H44V183H42ZM75 182H77L76 184H78L77 185V187L76 186H73L74 184H75ZM106 182V183H105ZM135 182V183H134ZM140 182V183H139ZM145 182V183H144ZM240 182H241V184H240ZM111 183V184H110ZM123 183V184H122ZM126 183V184H125ZM128 183V184H127ZM152 183V182H151ZM215 183V184H214ZM217 183V184H216ZM219 183V184H218ZM257 183V182H256ZM75 184V185H76ZM107 184V185H106ZM209 184H212V185H209ZM4 185V184H3ZM3 185H0V189H3V188H5V186H3ZM107 186V188H106V186ZM170 185V186H169ZM203 186L204 188H202L201 186ZM217 185H218V187H217ZM109 186V187H108ZM136 186H137V188H136ZM144 186V187H143ZM167 186V187H166ZM198 186H200V187H198ZM213 188H212V187ZM235 186V185H234ZM74 189H73V188ZM75 187H76V189H75ZM127 189H126V188ZM139 187V188H138ZM141 187H143V188H141ZM166 187V188H165ZM169 187H170V189H169ZM224 187H226V188H224ZM40 188V189H39ZM72 188V189H71ZM123 188H125L124 190H123ZM216 188H218V190H216ZM220 188H223V189H225V190H221ZM79 190H81L80 188H78ZM106 189V190H105ZM133 191H132V190ZM140 189V190H139ZM173 189V190H172ZM197 189H200V190H197ZM202 189V190H201ZM211 189H213V190H211ZM220 189V190H219ZM229 189V188H228ZM105 190V191H104ZM118 190V191H117ZM177 190V191H176ZM196 190V191H195ZM209 190V191H208ZM227 190V191H226ZM237 190V189H236ZM33 191V192H32ZM86 191V192H85ZM135 191H139V192H141V193H138L137 194V192H135ZM203 191V192H202ZM205 191V192H204ZM214 191V192H213ZM219 191V192H218ZM235 191V190H234ZM42 192V191H41ZM71 192V191H70ZM78 192V191H77ZM80 192V191H79ZM91 192V193H90ZM98 192V193H97ZM108 192V193H107ZM114 192V193H113ZM123 192V193H122ZM124 192H127V194L126 193H124ZM164 192L166 193V194H164ZM169 192V193H168ZM172 192H173V194H172ZM207 192V193H206ZM215 192H216V196H215ZM221 192V193H220ZM225 192H227V193H225ZM20 193V194H19ZM118 193H120V194H118ZM129 193V194H128ZM133 193V194H132ZM136 193V194H135ZM205 193V194H204ZM240 193V196H242V193H241V191H239L238 192V194ZM261 193H264V191H260V194ZM105 194V195H104ZM109 194L110 196H107V195ZM117 194V195H116ZM126 194V195H125ZM160 194V195H159ZM177 194H179V195H177ZM183 194V195H182ZM193 194V193H192ZM195 194V193H194ZM209 194V195H208ZM121 195V196H120ZM158 195V196H157ZM170 195H173L171 198H170ZM213 195V196H212ZM237 195V194H236ZM13 197L14 196V194L13 195H9V197ZM70 196H71V194H70ZM87 198H86V197ZM102 196V197H101ZM134 196V197H133ZM148 196V197H147ZM154 196V197H153ZM160 196H161V198H160ZM211 196V197H210ZM94 197V199H95V203H90V201H91V199ZM178 197V198H177ZM186 197V198H185ZM215 197V198H214ZM237 199H238V197L237 196H235ZM259 197L260 198H262V197H264V194H261V195H259ZM258 197V198H259ZM81 198V199H80ZM97 198H98V200H97ZM100 198V199H99ZM101 198L103 199V200H105V201H102L101 200ZM152 198V199H151ZM236 198H233L234 200L236 199ZM136 199V200H135ZM139 199V200H138ZM183 199V200H182ZM188 199V200H187ZM197 199H198V201H197ZM232 199V200H233ZM88 200H89V204H90V208H91V210L89 209V208H87L86 206H88L89 207V205H83L82 206V203H85L86 202V204L88 203ZM108 200V201H107ZM121 200V199H120ZM148 200H153L154 201V205H151V203H149L148 202ZM158 200V201H157ZM159 200H160V202L162 201H164L163 203L161 202V203H158L159 202ZM182 201V203H181V201ZM185 200H187L186 202H185ZM85 201V202H84ZM101 201L103 202V203H101ZM113 201V202H112ZM150 201V202H151ZM180 201V202H179ZM196 203H195V202ZM202 201H203V203H202ZM13 202V201H12ZM14 202H16V200L14 201ZM13 202V204H14V206L17 204V203H14ZM77 202V203H78ZM105 202H107V204L106 205H108V204H110V210L108 211V208L109 207H107V206H104L103 204H105ZM111 202V203H110ZM141 202V201H140ZM158 203V205H160V208H159V206L157 205V203ZM177 202V203H176ZM179 202V203H178ZM187 202H189V203H187ZM6 203V202H5ZM20 202H18V204H19ZM130 203V202H129ZM156 203V204H155ZM195 203V204H194ZM202 203V204H201ZM17 204V205H18ZM95 204V205H94ZM177 204V205H176ZM192 204V205H191ZM194 204V205H193ZM200 204V205H199ZM210 204V205H209ZM16 205V206H17ZM97 205H98V207H99V205L101 206V205H103L102 206V208L101 207H97ZM151 205V206H150ZM205 205V206H204ZM82 206V207H81ZM85 206V207H84ZM92 206L94 207V208H92ZM96 206V207H95ZM113 206V207H112ZM134 206V207H133ZM165 206V207H164ZM206 206H208V208L206 207ZM130 207H132V208H130ZM174 207V208H173ZM195 207V208H194ZM107 208V209H106ZM144 208V209H143ZM172 210H171V209ZM95 209V210H94ZM102 209V210H101ZM104 209H105V211H104ZM203 209V210H202ZM78 210V211H77ZM79 210H80V212H79ZM127 210V211H126ZM130 210V211H129ZM160 210V213H158V211ZM171 210V211H170ZM85 211V212H84ZM124 211H125V213H124ZM163 211V212H162ZM167 211V212H166ZM75 212H74V214H75ZM106 212V213H105ZM129 212V213H128ZM148 212V213H147ZM88 213V214H87ZM159 214V216H156V215H154V214ZM163 213V214H162ZM167 213V214H166ZM84 214H86V215H84ZM101 214V215H100ZM161 214V215H160ZM164 214L166 215V216H164ZM88 215V216H87ZM92 215V214H91ZM90 215V216H91ZM162 217V220L160 219V221H157V222H155V224L154 223H152V222H150L149 223V221L151 220V218L153 217ZM168 215V216H167ZM82 216V217H81ZM133 216L135 217V219L133 218ZM168 217L170 218H174L175 219V221L173 220V218L171 219L170 218V220H172V221H170L169 219H168ZM188 217H190L189 219H188ZM148 218H150V219H148ZM166 220H164V219ZM237 218V217H236ZM81 219H83V220H81ZM93 219V218H92ZM146 219H148V220H146ZM232 219V218H231ZM167 220H169V221H167ZM186 220H188L187 221V223H186ZM148 221V226L146 227V225H147V222ZM152 221V220H151ZM193 223V224H191V222ZM82 222V223H81ZM143 222V223H142ZM162 222V223H161ZM113 223V224H112ZM134 223V224H133ZM136 223H137V225H136ZM140 223V224H139ZM141 223H142V225L143 226H145V227H143L142 225H141ZM144 223L146 224V225H144ZM175 223V224H174ZM96 224H98V227H97V225ZM151 224H153L152 225V227H150V225ZM184 224V225H183ZM188 224H189V226H188ZM90 225V224H89ZM118 225L120 226L121 225V223L119 224L118 223ZM129 225V226H128ZM133 225H135V227H133ZM221 226V232H226V228H227V225H226V227L224 226V225H222V224H220ZM78 226V227H77ZM82 228H81V227ZM91 226V225H90ZM109 226V227H108ZM119 226H117L118 228H119ZM179 226V227H178ZM180 226H182L181 228H180ZM223 226V227H222ZM79 227H80V229H79ZM92 227V226H91ZM186 227V228H185ZM188 227V228H187ZM100 228V229H99ZM134 228V229H133ZM178 230H177V229ZM144 229H146L145 231H144ZM150 229V230H149ZM153 229H155V230H153ZM161 229H162V232H160L161 231ZM90 230H92V229H90ZM144 232H143V231ZM148 230H149V232H148ZM151 230H152V232H151ZM156 230H158V231H156ZM95 231H93V233L95 232ZM154 231V232H153ZM102 232V231H101ZM108 232V233H107ZM146 232V233H145ZM158 232V233H157ZM88 234L87 235H90V238H91V231L90 232H87ZM103 233V234H104ZM135 233V234H134ZM139 233H140V235H139ZM153 233H155V234H153ZM156 233H157V235H156ZM160 233V234H159ZM162 233V234H161ZM227 233V232H226ZM134 234V235H133ZM164 234V235H163ZM137 237H136V236ZM145 235V236H144ZM154 235H156V236H154ZM161 235V236H160ZM163 235V236H162ZM172 235V236H171ZM174 235V236H173ZM130 236V237H129ZM120 236L118 235L117 237H113V239L115 238V240H117L118 238H119ZM122 237V236H121ZM143 237L145 238V239H143ZM89 238V237H88ZM88 238H87V240H88ZM90 238H89V241H90ZM92 238H94V237H92ZM107 238V237H106ZM128 238H127V240H128ZM134 238H136L135 239V241L133 240ZM151 238V239H150ZM173 238V239H174ZM110 238H108V240H109ZM112 239V238H111ZM110 239V240H111ZM112 239V240H113ZM142 239H143V241H142ZM153 239V240H152ZM94 240H95V238H94ZM149 240V241H148ZM140 241V242H139ZM134 243H135V245H134ZM138 245V246H137ZM134 246V247H133ZM148 248V247H147ZM136 251V252H135ZM143 251V252H142ZM28 252V253H27ZM131 252H133V253H131ZM16 253H17V260H18V263L19 264H22V262H23V260L26 258V259H30L31 260V256H29V251L28 250H26L25 252L22 250V248H21V244L20 243H18V244H16ZM130 253L132 254V255H130ZM136 253V254H135ZM147 253V249H146V252L145 253H143V255H145ZM139 254V255H138ZM31 255V254H30ZM29 258H28V257ZM138 256V257H137ZM86 264V263H85ZM95 264V263H94Z\"/></svg>","mask_w":264,"mask_h":264},{"label":"crops","instance_id":"3","mask_svg":"<svg viewBox=\"0 0 264 264\" xmlns=\"http://www.w3.org/2000/svg\"><path fill=\"white\" fill-rule=\"evenodd\" d=\"M72 98L61 101L54 107L55 122L58 123L61 134L63 132L66 146L76 140L77 148L82 151L97 147L101 134L112 131L120 136V121L124 122L129 131L134 132L138 127V117H151L156 114L155 101H151L149 95L140 90L123 91L115 102L96 107L84 100L83 96ZM153 133H162L158 120H155ZM11 139H0V176L13 173L21 159L20 148ZM115 141L118 140L115 139L112 145Z\"/></svg>","mask_w":264,"mask_h":264}]
</instances>
